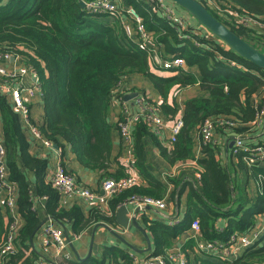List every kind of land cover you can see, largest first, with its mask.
I'll list each match as a JSON object with an SVG mask.
<instances>
[{"label": "trees", "instance_id": "1", "mask_svg": "<svg viewBox=\"0 0 264 264\" xmlns=\"http://www.w3.org/2000/svg\"><path fill=\"white\" fill-rule=\"evenodd\" d=\"M124 1L125 6L132 7L141 17L156 52L162 54V58L168 55L183 59L184 67L161 70L148 49L140 47L136 29L131 37L127 36L117 17L90 14L80 6L79 0H0V53L19 56L35 72L43 99V122H30L37 126L42 138L57 146L60 164L65 169L63 158L69 149L84 169L103 172V178L126 176L122 173L110 175L107 171L112 163V134L118 131L117 122L108 120L110 103L115 96L114 90L125 76L145 78L160 96L157 104L160 112L172 119L181 110L182 119L181 131L174 143H168V148L157 142L143 120L135 124L131 163L146 184L141 182L110 197L109 214L93 206L86 218L78 206L66 209L61 205L60 194L46 180L49 155L40 157L29 153L32 137L28 128L13 112L8 97L0 94V141L6 151L7 178L16 187V209L23 219L14 243L17 250L3 256L5 264H32L34 261L31 239L44 220L33 208L35 199H44L46 216L62 226L70 223L72 233L79 234L89 223H114L115 210L127 204L132 196L161 198L165 190L163 183L145 168L143 141L146 137L157 144L161 156L169 164L192 159L199 169L197 185L180 183L178 199L189 185L182 220L169 226L142 216L152 245L149 257L165 255L179 236L190 231L194 221L198 223L199 239L225 245L233 234H249L264 214V167L253 156V149L261 142L252 143L251 140L262 131L254 122L257 109L264 102V70L238 57L208 35L189 32V38H180L176 29L148 0ZM199 1L237 36L264 52L263 33L234 24L231 16L218 11L234 10L264 24V0ZM152 64L156 71L170 75L152 72ZM192 86L199 88L200 95L187 99L179 110L175 103L176 92ZM256 95L263 96L254 103ZM220 118L236 123L232 131L245 135L247 151L231 154V159L235 160L223 163L218 147L201 144L200 156L195 159L192 134L205 119ZM217 130L224 131L225 127H217ZM239 173L244 178H240ZM249 178L255 181L258 190L253 199L247 192ZM167 180L175 185L170 194L174 200L179 183L175 179ZM218 219L226 221L222 230L216 227ZM10 223L0 204V247L6 240ZM181 250L188 261L187 249ZM259 263H264V235L243 249L232 262ZM85 264H134V258L119 247L101 246L100 258L91 257ZM200 264L230 263L201 260Z\"/></svg>", "mask_w": 264, "mask_h": 264}, {"label": "crops", "instance_id": "2", "mask_svg": "<svg viewBox=\"0 0 264 264\" xmlns=\"http://www.w3.org/2000/svg\"><path fill=\"white\" fill-rule=\"evenodd\" d=\"M82 1L85 2V0ZM209 4L211 5V7L212 6L214 7L213 3H209ZM120 5L125 6V1L121 0ZM168 5L173 9L175 14H177L180 18L183 19L188 34H190L189 32H191L198 36H207V33L201 28H199L196 25V22L186 12L176 7L171 2H168ZM117 18L120 20V23L123 24V26L125 24H128L130 25L132 30L135 29V24L131 22V19L128 16L123 15ZM259 33H263V32H259ZM135 42L137 43L136 39ZM164 58H168V55H165ZM153 66H155V64L151 65L152 72L159 74L161 76L170 75V73L168 72L159 73L154 69L155 67ZM193 73L198 77V74L195 70L193 71ZM120 90L123 95L129 93H137V95L144 96L145 98H147L149 101H151L156 105L159 104L160 102V96L156 92V90L145 78L139 75L125 76V78L122 79V86L120 87ZM198 95H200V90L197 86H192L186 89H182L176 92L175 103L177 104L180 110L183 107V103L187 99L196 97ZM260 97L261 96L258 97L257 95L253 96L254 103H257L260 100ZM168 100L169 102L171 101L170 98ZM42 102H43L42 96L39 94H37L33 99H30V101H28V108L30 115L29 118L31 122L33 121L37 124L43 122ZM135 111L136 108L134 106L132 99L129 101H125L123 96V99L120 101L119 99H117V97L113 96L110 103V112L108 115V120L110 123H115L119 118L121 119L125 118L129 114H133ZM160 114L165 122V126L162 136L156 137V140L158 143H160L161 146L168 148L169 146L168 137L170 134L171 125L174 121V118L181 116V110L178 111V113L172 119L162 115L161 112ZM258 128L262 129L261 134H258V136L257 134L254 135L253 136L254 138L251 139L252 143H257L259 140L261 142V145H264V126ZM192 137H193V156L196 159L200 156L199 148L201 142L197 132L193 133ZM231 137L232 135H230V132L226 130L224 131L217 130L214 133V143L211 145L218 147L220 158L223 163H227L231 159V154H234L232 153L231 149L228 150L225 149L228 141L231 140ZM143 147H144L143 157L145 162V168L151 176L160 180L163 183L165 190L162 194V197L158 199H164L166 202V207L164 211H160L155 208L148 207L138 215L134 214L138 226L145 231V233L149 238V235L147 231L144 229V226L142 224V220H141L142 216H145L148 220L159 221L163 223H168L167 220H171V219H175L176 223L182 220L186 211V195L188 192L189 185L185 187V189L182 191L180 195V198L178 199V194H180V183L181 184L192 183L193 185H197V179L199 178L197 174L199 172L198 171L199 169L196 166V163H194L195 160L192 159H187V160L175 162L174 164H169L161 156L157 144H155V142L149 137H146L144 139ZM132 152L133 149L129 148L127 144L121 139L119 132L114 131L112 134V155L110 157L112 163L110 164L107 170L108 174L118 175L122 173L124 175H128L130 173H134V172L136 173L134 168L131 169L128 166L130 161L132 162ZM29 153L40 157L45 156L46 154L49 155L48 156L49 162L46 173V180L49 181V176L51 175V172L54 170L56 164L61 162V158L58 157L56 151L53 152L48 151L47 149H45V147L42 145V143L39 140L37 141L33 139L30 143ZM231 160H235V159L232 158ZM63 163L66 169L71 171L75 176V178H77L76 181L79 184H82L92 189L93 191L97 192L100 195L102 194L103 190L101 189V182L103 179L107 178V177L103 178L102 176L103 172L92 171L89 169L82 168L77 162L73 153H71L69 149H66V153L63 158ZM259 163L264 167V161H260ZM28 177L30 180L33 179L30 173H28ZM239 177L244 178V175L242 173H239ZM167 178L175 179L179 183L176 188V193L173 196L174 200L171 199L170 194L175 190V185L173 183L168 182ZM141 182L143 184L144 180L143 181L141 180ZM247 192H248V197L250 199L255 198L256 194L258 193L257 185L252 178H249ZM2 200H3V193L0 191V204H2ZM60 203L66 209H69L73 205L78 206L79 208H81L82 214L86 218H88L89 216L90 209L94 208L92 205L88 204L81 198L78 197L65 198L61 194H60ZM43 206H44V199L34 200L33 208L36 209L40 218L44 219L43 221L45 222L34 236L32 240V244L30 245V250L35 253L34 261L32 264H36V263L37 264H85L86 260H88L91 257L100 258L101 246H107V247L116 246L123 249L125 252H127L129 255H131L134 258V264L141 263V261L147 259L151 254V250H152L151 241H150V246H151L150 251L139 253V252H135L132 249L133 247L141 251L146 250L147 241L143 236V234L136 227L132 225H130L126 230L119 228L115 221V212L113 217L114 223H109L107 221L89 223L87 227L79 234H74L72 233L70 223L66 222L64 226L60 225L58 222L46 216L45 209ZM126 206L129 208V217H131L133 215L132 211L134 209L131 205H126ZM100 209L108 214L110 213L107 207ZM16 223H17L16 224L17 231H19L23 225V219L21 218L20 214H17ZM47 223L51 224L54 227L61 228L63 230L64 237L66 239V246L61 250H57V247L52 244H48V246L46 247H44V245L42 244L43 241L42 228ZM263 223H264V214H262L257 219V223L254 226L253 230L249 234H247L250 237V239H254V243L256 241L261 240L264 235V230L261 229ZM101 224H106L109 227H111L113 230H115L114 232H116L121 237H123L126 243L116 238L111 231H108ZM225 226H226L225 220L223 219L217 220L216 227L218 230H222L223 228H225ZM199 237L200 236L198 231L196 232L192 228H190V231L184 232L181 236H179L175 240L172 248H170L169 250L182 251L181 250L182 248H186L188 251L187 252L188 264H200L201 260L202 261L221 260L220 259L221 253L219 250L206 248L207 244L213 243L215 241L206 243L202 239H199ZM225 246L228 247L226 248L227 262H232L235 259H237L240 256L243 249H245L244 247H241L238 242L230 243V240L225 244ZM29 253L30 251L26 252L25 255L27 256ZM182 253L185 255L183 251ZM2 258L3 257L0 256V264H5V259Z\"/></svg>", "mask_w": 264, "mask_h": 264}, {"label": "built area", "instance_id": "3", "mask_svg": "<svg viewBox=\"0 0 264 264\" xmlns=\"http://www.w3.org/2000/svg\"><path fill=\"white\" fill-rule=\"evenodd\" d=\"M153 3L156 9L175 29L177 35L180 38H189V34L186 31V25L182 18L174 13L173 9L168 5V0H148ZM85 9L90 14L103 15L107 14L111 17H120L123 15L128 16L131 22L135 24V29L140 39V47L147 48L152 55V59L159 66L161 70L167 71L174 68L184 67V60L181 58H162V56L155 51L152 44V37L146 31L141 17L130 6H122L121 0H88L85 1ZM218 9V8H217ZM216 9V10H217ZM228 16H231L234 24L242 25L252 28L257 31V28H264L258 19L251 16L241 14L234 10L224 9L220 10ZM124 31L127 36L131 37L133 30L130 25H124ZM264 33V32H263ZM196 43V42H195ZM197 44V43H196ZM264 81V79H263ZM122 81L118 84V87L114 90L115 97L120 101L123 99V94L120 90ZM0 94L8 97L13 112L19 115L28 128V131L33 140H39L45 148L56 151L58 157L59 151L53 148V145L48 140L42 138L40 131L35 124L30 122L28 101L33 99L37 94L41 95L40 86L36 78L35 72L27 66L19 56H12L9 54L0 53ZM263 96V95H261ZM136 111L133 114H129L127 117L118 121V130L121 139L130 147L132 144V134L135 124L143 120L147 127L156 137H161L163 134L165 122L160 114V110L157 105L149 101L144 96L137 95L132 99ZM1 124V113H0ZM254 125L257 127L264 126V102L257 109ZM236 126V123L224 118L220 119H205L198 128V135L202 145H211L214 143V133L217 127H225V130L230 132V135H234V144L231 148L232 153H236L240 150L247 151L244 147L246 142L244 135L236 134L232 131V128ZM182 128V119L180 117L174 118V121L170 128V134L168 137V143H174L178 134ZM253 156L257 157L259 161H264V145H257L253 149ZM5 148L0 141V191L3 193L2 205L6 210L7 217L11 220L8 235L5 242L0 247V256H7L16 252L15 238L18 234L17 231V210H16V187L7 178V168L5 162ZM195 163V161H194ZM129 166L132 167L130 161ZM199 176V173L197 174ZM49 182L51 186L65 198L78 197L85 202L98 208L107 207L108 199L115 194H118L126 189L140 185L141 179L137 173H130L124 177L105 178L101 182V189L103 194L100 195L92 189L79 184L73 174L66 171V169L60 164H56L54 170L49 176ZM133 207V214L135 215L143 212L146 208L151 207L160 211H164L166 202L164 199L151 198V197H139L132 196L127 204ZM167 225L171 226L176 223L175 219L167 220ZM191 228L194 231H198L197 221L192 222ZM264 230V223L261 226ZM44 247L48 244H52L57 247V250H61L66 246V239L64 232L61 228L54 227L47 223L42 228ZM238 242L241 247H249L254 243V239H250L248 235L233 234L230 237V243ZM207 249L219 250L221 253V260L227 262V251L223 243L213 242L206 246ZM229 261V260H228ZM233 262V261H232ZM232 262H229L232 264ZM138 264H188L185 255L180 250H168L163 256L148 257ZM264 264V263H259Z\"/></svg>", "mask_w": 264, "mask_h": 264}, {"label": "water", "instance_id": "4", "mask_svg": "<svg viewBox=\"0 0 264 264\" xmlns=\"http://www.w3.org/2000/svg\"><path fill=\"white\" fill-rule=\"evenodd\" d=\"M168 2H171L176 7L186 12L196 22V25L199 28L204 30L209 37L215 39L220 44H222L227 50L231 51L238 57L249 61L256 67L264 70V52L260 51L250 43L244 41L239 36H237L234 32H232L229 28L222 24L218 19H216L199 0H168ZM79 4L82 8H85V3L82 0H79ZM136 96L137 93H129L124 95V100L129 101ZM234 137L235 136L232 135L231 140L228 141L225 148L226 150L231 149L233 147ZM53 148L57 150L56 145H53ZM134 213L136 214L137 211H135ZM115 221L117 226L123 230H126L130 225L136 227L145 237L147 241L146 250L141 251L132 247L135 252L143 253L146 251H150V240L147 234L143 229L138 226L134 214L129 217V208L126 205H122L116 209ZM44 222L45 221L41 223L40 227L44 224ZM101 225L108 231H111L116 238L126 243L123 237L114 232L115 230H113L111 227L106 224Z\"/></svg>", "mask_w": 264, "mask_h": 264}, {"label": "rangeland", "instance_id": "5", "mask_svg": "<svg viewBox=\"0 0 264 264\" xmlns=\"http://www.w3.org/2000/svg\"><path fill=\"white\" fill-rule=\"evenodd\" d=\"M211 6V5H210ZM257 31L258 32H264V28H257ZM159 73H161V72H159ZM163 115V114H162ZM29 117H30V115H29ZM121 120V118H119L116 122L118 123V121H120ZM118 126V125H117ZM119 131V130H118ZM121 137V136H120ZM128 146V145H127ZM129 147V146H128ZM129 148H132L133 149V136H132V144H131V146L129 147ZM128 166H129V164H128ZM130 167V166H129ZM131 168V167H130ZM131 169H133V168H131Z\"/></svg>", "mask_w": 264, "mask_h": 264}]
</instances>
